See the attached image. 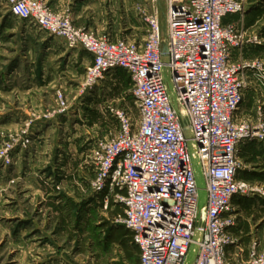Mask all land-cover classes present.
<instances>
[{
	"label": "built area",
	"instance_id": "built-area-1",
	"mask_svg": "<svg viewBox=\"0 0 264 264\" xmlns=\"http://www.w3.org/2000/svg\"><path fill=\"white\" fill-rule=\"evenodd\" d=\"M17 18L63 39L70 49L83 48L92 58L84 88L99 84L116 69L133 82L138 119L113 110L118 133L99 139L90 150L93 188L123 206L115 219L132 232L141 264H184L194 242L198 187L193 153L199 157L208 189L207 220L196 264H264L255 248L247 260L234 262L228 249L236 243L233 199L255 196L262 188L239 177L241 145L264 141V125L239 123L248 82L244 64L233 61L247 30L225 23L245 11V0H168L166 33L157 12L145 17L148 34L134 38L100 36L74 24L46 0H0ZM166 48V55L163 49ZM169 69L184 105L190 130L182 128L164 80Z\"/></svg>",
	"mask_w": 264,
	"mask_h": 264
},
{
	"label": "rangeland",
	"instance_id": "rangeland-1",
	"mask_svg": "<svg viewBox=\"0 0 264 264\" xmlns=\"http://www.w3.org/2000/svg\"><path fill=\"white\" fill-rule=\"evenodd\" d=\"M46 1L75 23L70 4L56 9L52 0ZM101 1L97 25H91L100 36L142 41L149 30L145 17L154 12L166 33L168 0H97ZM263 4L264 0H245L244 13L235 14L247 37L232 59L244 64L248 82L245 111L238 122L258 126L264 125ZM250 13L252 23L247 19ZM85 21L80 18L75 25L90 30L83 26ZM15 42L10 45L14 50ZM45 52L41 44L31 43L21 60L0 47V264H116L111 261L112 245L106 252L105 244H99L116 225L110 216L111 200L106 207L93 188L94 165L88 164V155L97 140L118 133L113 110L125 109L138 119L133 82L116 69L98 85L84 88L85 73H63L62 63L56 80L48 84L43 81ZM255 251L264 253V231Z\"/></svg>",
	"mask_w": 264,
	"mask_h": 264
},
{
	"label": "crops",
	"instance_id": "crops-1",
	"mask_svg": "<svg viewBox=\"0 0 264 264\" xmlns=\"http://www.w3.org/2000/svg\"><path fill=\"white\" fill-rule=\"evenodd\" d=\"M66 3L71 5L75 23H77L80 18H84L86 21L83 23V26H89L90 30L91 25H97L96 8H98V4H101L102 1L52 0L51 2L52 6L56 9L63 8ZM261 9L262 11L264 10V4ZM252 13L255 15V13L258 12L252 11ZM252 13H250L247 18L248 22L251 23L254 22V15ZM91 15L92 17H90ZM227 18L230 19V22L238 21L237 15H230ZM88 19H93V22H89ZM107 36L110 37V35ZM111 38L117 40L127 37ZM13 40L16 41L15 50L10 46ZM31 43L37 44V47L40 44L42 47H45L47 61L43 71V81L48 84L56 80V73L60 70V65L62 63H66V69L63 73L77 76L78 74L81 75L83 72L85 73L93 62L92 56L83 50V48H76L73 50L68 48L65 42L60 38L53 37L37 28V26L32 25L29 21L12 15L7 6L3 2H0V47L3 46L5 52L10 53L9 55L14 54L13 58L19 57L22 60L27 57L28 52H30ZM6 47L11 48L7 50ZM8 57L12 58L11 56ZM21 75L22 73L20 72L19 76ZM252 92L253 91L248 90L247 93L249 94ZM246 97L247 96H245V102ZM244 103L238 113V117L245 111ZM240 157L243 167L239 177L261 187L263 192L255 196H237L233 199L234 214L236 215L237 223L236 226L231 229V232L236 239V244L229 247L227 253L228 258L232 261L235 260V262L248 259L250 251L255 248L257 241L260 239L261 232L264 231V141L254 140L244 142L241 145ZM100 195L102 196V194ZM103 196H105V194ZM101 200L104 201V198H101ZM116 205L118 204L111 200V210H114ZM116 218L117 216H115L113 220L116 225L113 232L118 234L119 232L125 231V228H123L122 224L115 222ZM111 245V249L114 250L116 257L113 256L111 261L117 260L116 264H141V250L140 247L133 242L132 232L130 230L125 244L112 242ZM239 248L240 250H236ZM238 254L239 257H237ZM106 256L107 259H109L107 254ZM106 264L109 263L106 262ZM111 264L114 263L111 262Z\"/></svg>",
	"mask_w": 264,
	"mask_h": 264
},
{
	"label": "water",
	"instance_id": "water-1",
	"mask_svg": "<svg viewBox=\"0 0 264 264\" xmlns=\"http://www.w3.org/2000/svg\"><path fill=\"white\" fill-rule=\"evenodd\" d=\"M165 53H166V48L163 49V54L166 55ZM164 80L171 104L177 113L179 122L182 128L185 130V132L189 133L190 130L189 118L184 105L182 104V102L178 97L169 69L164 70ZM192 153H193L194 172L198 187V211H197V219H196V231L194 234V242L190 246L184 264H196L197 262V258L200 250V242L204 238V230L206 227L207 208H208V189H207V182L202 168V164L195 151H192Z\"/></svg>",
	"mask_w": 264,
	"mask_h": 264
},
{
	"label": "trees",
	"instance_id": "trees-1",
	"mask_svg": "<svg viewBox=\"0 0 264 264\" xmlns=\"http://www.w3.org/2000/svg\"><path fill=\"white\" fill-rule=\"evenodd\" d=\"M230 22V19L226 18L225 19V23H229ZM91 123L94 124V119L92 118L91 120ZM104 194H102L101 198H104L103 196ZM110 205H111V202H110ZM124 213V210H123V206L121 204H118L116 205V207L114 208V210H111L110 211V216L112 218V220H114L115 216H121L123 215ZM123 228H125V231H122V232H119L118 234L114 233L113 232V229L112 228H109V230L107 231L106 235H105V239L102 240V241H99V244L100 245H103L105 244V248L106 251L109 250V245L112 243V242H118V243H121V244H125L126 243V240H127V237L129 236V230L127 231L126 230V227L124 225H122Z\"/></svg>",
	"mask_w": 264,
	"mask_h": 264
}]
</instances>
